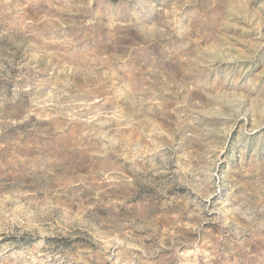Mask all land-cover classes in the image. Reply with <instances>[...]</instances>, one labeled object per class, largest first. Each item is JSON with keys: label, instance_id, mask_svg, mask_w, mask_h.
I'll use <instances>...</instances> for the list:
<instances>
[{"label": "rangeland", "instance_id": "rangeland-1", "mask_svg": "<svg viewBox=\"0 0 264 264\" xmlns=\"http://www.w3.org/2000/svg\"><path fill=\"white\" fill-rule=\"evenodd\" d=\"M0 264H264V0H0Z\"/></svg>", "mask_w": 264, "mask_h": 264}]
</instances>
